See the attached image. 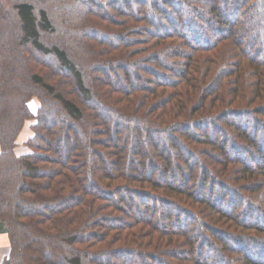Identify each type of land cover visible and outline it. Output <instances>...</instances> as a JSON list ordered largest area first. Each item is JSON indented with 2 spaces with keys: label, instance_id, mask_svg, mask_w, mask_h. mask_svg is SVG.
Returning <instances> with one entry per match:
<instances>
[{
  "label": "trees",
  "instance_id": "1",
  "mask_svg": "<svg viewBox=\"0 0 264 264\" xmlns=\"http://www.w3.org/2000/svg\"><path fill=\"white\" fill-rule=\"evenodd\" d=\"M0 235L1 264H264V0H0Z\"/></svg>",
  "mask_w": 264,
  "mask_h": 264
},
{
  "label": "rangeland",
  "instance_id": "2",
  "mask_svg": "<svg viewBox=\"0 0 264 264\" xmlns=\"http://www.w3.org/2000/svg\"><path fill=\"white\" fill-rule=\"evenodd\" d=\"M38 107V102L36 100H33L30 103V109L35 112L37 110ZM30 124L31 122L27 123L23 134L21 136V138L19 139V147L17 148V153L22 155L28 152L27 147L24 145V143L27 141V139L31 136V132H30ZM61 152V151H59ZM63 153V152H62ZM177 177V175L175 176ZM161 217V216H160ZM157 216V220L159 221L161 218ZM4 236V235H2ZM0 236V264L3 260V258L8 254V247L6 246V242H4L5 238ZM208 260L210 261H216V258L210 253V251L207 249L205 250V255H204Z\"/></svg>",
  "mask_w": 264,
  "mask_h": 264
},
{
  "label": "crops",
  "instance_id": "3",
  "mask_svg": "<svg viewBox=\"0 0 264 264\" xmlns=\"http://www.w3.org/2000/svg\"><path fill=\"white\" fill-rule=\"evenodd\" d=\"M0 236H2V235H0ZM2 237L5 238L4 242H6V246H7V239H6V236L4 235V236H2ZM7 250H8V249H7Z\"/></svg>",
  "mask_w": 264,
  "mask_h": 264
}]
</instances>
